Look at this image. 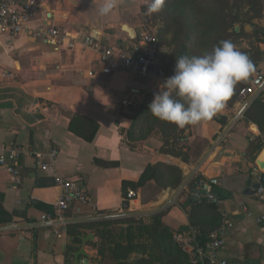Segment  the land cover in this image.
<instances>
[{
	"label": "crops",
	"instance_id": "crops-1",
	"mask_svg": "<svg viewBox=\"0 0 264 264\" xmlns=\"http://www.w3.org/2000/svg\"><path fill=\"white\" fill-rule=\"evenodd\" d=\"M101 2L41 0L51 16L49 23L77 39L72 48L57 51L29 33L0 37V149L21 151L15 161L18 182L0 168V264H74L73 253L81 248L89 258L81 257L80 264H92L96 251L90 243L97 239L90 223L111 215L148 216L164 207L184 181L160 211L173 234L190 235L194 225L205 220L210 226L220 223L217 230L225 215L231 226L223 232L219 257L238 264H264V203L247 186L258 183L264 173L257 165L259 159L264 161V137L243 118L247 102L240 96L232 107L225 103L214 116L226 119L224 127L211 120L188 126L182 146L189 162L162 153L163 140L152 119L143 114L129 118L121 109L122 99L128 94L142 97L146 85L126 72L104 75L98 54L81 44L90 36L102 47L124 48L133 38L123 25L137 33L143 30L142 2L118 0L111 15L100 17ZM37 25L35 21L29 27ZM254 25L246 26L245 33L264 30V12ZM256 49L255 80L249 88L260 89L257 97L264 93V43L256 42ZM74 117L98 125L92 142L69 130ZM51 151L56 152L55 159ZM159 164L181 171L179 186L163 188L149 180L137 189L127 186L126 192L133 191L135 198L126 200L123 183H137L147 168ZM56 177L78 183L89 200L73 203L62 221L49 226L39 221L45 214L58 216ZM202 186L215 198V214L190 202L191 193ZM214 217L217 221L211 220ZM74 232L78 234L73 236ZM89 235L93 240L83 245L80 237Z\"/></svg>",
	"mask_w": 264,
	"mask_h": 264
},
{
	"label": "trees",
	"instance_id": "trees-1",
	"mask_svg": "<svg viewBox=\"0 0 264 264\" xmlns=\"http://www.w3.org/2000/svg\"><path fill=\"white\" fill-rule=\"evenodd\" d=\"M264 12V0H166L163 10L153 14L154 19H161L162 26L158 31V41L176 48L175 58L181 56H198L210 53L214 46L221 41L230 40L234 45L246 34L244 26L255 27L254 20L261 19ZM236 26L239 31L235 32ZM257 42L264 43V30L255 31ZM170 36V39H167ZM161 47V45H160ZM248 55V51H244ZM250 58V57H249ZM251 61L255 58H250ZM165 72L168 73L165 69ZM256 67L247 80L238 82L233 95L225 102L232 107L244 89L249 88L255 80ZM150 101L144 104L134 116H148L152 119V126L158 129L163 140L162 153L189 162V156L182 146L185 131L188 126L178 128L174 124L161 121L148 111ZM246 122L256 125L264 137V93L252 100L243 114ZM214 123L224 127L225 118L211 119ZM98 125L85 118L74 117L69 130L87 142H92L98 131ZM260 147L262 142L259 143ZM181 145V146H180ZM105 166L111 165L101 163ZM154 180L163 188L176 189L182 180V173L178 168L162 164L147 168L137 183H123V197L127 195L126 187L134 189ZM193 207L207 206V212L215 214V198L213 202L202 201L196 203L192 197ZM127 201L123 208H127ZM164 211L148 216H129L109 218L90 223L88 227L94 231L97 241L90 243L97 253L99 264H192L190 256L173 241V231L162 222ZM217 217L211 220L217 221ZM209 221V220H208ZM199 221L193 231L197 234L200 244L206 243V237L215 230L220 223L211 225L210 222ZM117 228H114L116 227ZM73 236L78 232L72 233ZM76 241H78L76 239ZM135 255V260L130 257Z\"/></svg>",
	"mask_w": 264,
	"mask_h": 264
},
{
	"label": "built area",
	"instance_id": "built-area-1",
	"mask_svg": "<svg viewBox=\"0 0 264 264\" xmlns=\"http://www.w3.org/2000/svg\"><path fill=\"white\" fill-rule=\"evenodd\" d=\"M41 0H0V37H16L21 34H31L32 37L51 45L55 50L67 47L72 48L77 39L64 29L49 23L51 16L44 12ZM43 13V14H42ZM38 21L34 29L30 24ZM124 47H102L92 37L88 36L81 44L94 50L98 54V61L102 66L101 72L110 75L114 72H126L143 82L147 89L142 97L128 94L121 101V109L125 116L132 118L144 104L145 99L152 101L154 93L158 91V85L172 74L165 72L160 53V45L156 35L141 30ZM256 93L255 89H244L240 96L245 102H249ZM0 168L11 174L15 181H19V171L15 167L21 151L17 148L0 149ZM50 157L56 158V152L51 151ZM41 168L46 170L47 165ZM55 183L60 189V195L56 202L57 215L45 214L40 217V223L54 226L62 221L61 215L65 213L73 203L85 204L89 200L88 193L76 182L61 177L55 178ZM256 198L264 203V188L256 190ZM196 203L202 201L213 202L214 197L207 193L202 186L191 193ZM135 198L133 191H128L126 200ZM231 226L228 218L223 215L220 227L209 233L206 243L200 244L196 232L184 234L176 232L173 241L178 244L189 256L192 264H238L219 257L220 250L224 247L223 232Z\"/></svg>",
	"mask_w": 264,
	"mask_h": 264
},
{
	"label": "clouds",
	"instance_id": "clouds-1",
	"mask_svg": "<svg viewBox=\"0 0 264 264\" xmlns=\"http://www.w3.org/2000/svg\"><path fill=\"white\" fill-rule=\"evenodd\" d=\"M165 3L148 0L146 14L161 12ZM117 7L118 0H102L98 15L107 17ZM253 71L250 58L230 40L221 41L210 53L175 58L173 74L158 85L148 111L178 128L207 122L225 108L236 84Z\"/></svg>",
	"mask_w": 264,
	"mask_h": 264
},
{
	"label": "rangeland",
	"instance_id": "rangeland-1",
	"mask_svg": "<svg viewBox=\"0 0 264 264\" xmlns=\"http://www.w3.org/2000/svg\"><path fill=\"white\" fill-rule=\"evenodd\" d=\"M142 2V11L141 14L139 15V22L140 25L142 26V29L144 31H147L151 34L154 35H158V31L160 29V27L162 26V20L159 19H154L153 18V14L152 15H147L146 14V7H147V3L148 0H141ZM247 26V25H246ZM244 26V28L246 27ZM239 28V26H236ZM167 39H170V36H167ZM257 35L255 34V32H253L252 34H245L243 36L242 39L238 40L236 43V47L238 50H240L241 52L244 51H248V57L250 58H255L257 57V49H256V42H257ZM246 44L247 49L243 48V45ZM161 47H160V53H161V60L164 66V69H166V71L168 73L173 74V70L175 67V61H172L173 57L175 56L176 53V48L174 45L172 46H167L165 44L160 43ZM114 228H117L114 227ZM136 256L132 255L130 257V260H135ZM83 264H89L87 261H85ZM92 264H99L97 262V253H96V258L93 259Z\"/></svg>",
	"mask_w": 264,
	"mask_h": 264
},
{
	"label": "water",
	"instance_id": "water-1",
	"mask_svg": "<svg viewBox=\"0 0 264 264\" xmlns=\"http://www.w3.org/2000/svg\"><path fill=\"white\" fill-rule=\"evenodd\" d=\"M122 29H123V30L125 31V33H127V35H129L131 38H134L135 35H136V33H137L134 29H132V28L126 26V25H123V26H122ZM238 31H239V28L236 27V28H235V32H238ZM259 91H260V89H258V90L256 91V93L251 97L250 101L247 102V104L245 105L244 109L247 108V106L252 102V100L256 97V95L258 94ZM244 109H243V110H244ZM257 165L259 166V169H260L262 172H264V161H263L262 159H259V160L257 161ZM185 183H186V181H184V182L182 183V185H180V187H179V188L175 191V193L173 194V196H172V198L170 199V201H169L164 207H162V208H160V209H158V210H155V211L148 212V213H152V214H154V213L160 212L162 209H164L165 207H167V206L170 204V202L173 200V198H174V197L179 193V191L183 188V186L185 185ZM247 186H248V188H249V190H250V192H251L252 194H255V193H256V190H257L260 186H261L262 188H264V173H262V174L260 175V180H259L258 183L253 184V185H251V183H248ZM251 193H250V194H251ZM138 215H141V214L134 213V214H127V215H111V216L104 217V218H117V217L138 216ZM183 231L188 232L189 229H188V228H184ZM80 239H81L83 245H85V243H86L87 241H91V240H93V236H92V235H89V236H87V237H80ZM81 257L89 258V255L84 251V248H81L80 250H78V251H76V252L73 253L74 264H80V258H81Z\"/></svg>",
	"mask_w": 264,
	"mask_h": 264
}]
</instances>
